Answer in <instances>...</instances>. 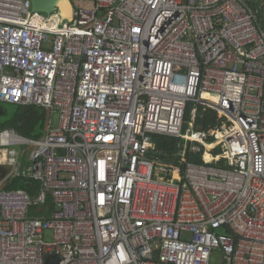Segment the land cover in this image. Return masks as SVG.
Here are the masks:
<instances>
[{
    "label": "built area",
    "instance_id": "1",
    "mask_svg": "<svg viewBox=\"0 0 264 264\" xmlns=\"http://www.w3.org/2000/svg\"><path fill=\"white\" fill-rule=\"evenodd\" d=\"M70 2L0 0V102L48 113L0 131V264H264V0ZM189 103L218 125L183 132Z\"/></svg>",
    "mask_w": 264,
    "mask_h": 264
},
{
    "label": "trees",
    "instance_id": "2",
    "mask_svg": "<svg viewBox=\"0 0 264 264\" xmlns=\"http://www.w3.org/2000/svg\"><path fill=\"white\" fill-rule=\"evenodd\" d=\"M194 104L189 103L185 110L183 132L188 129L189 124L193 120L194 129L197 131L207 132L210 128L218 125L217 113L211 109H205L201 106H196V115L193 118L192 111ZM48 122V113L46 110L32 105H19L0 102V131L12 129L22 137L38 140L46 133ZM156 145L160 161L170 162L175 160L180 150V139L154 135L152 137ZM179 145V147H177ZM181 148V147H180ZM218 151L216 152V155ZM203 149L198 153H186V160L192 163H203ZM176 162V161H174ZM223 167L222 162L218 163ZM39 184L30 179L11 177L9 179L8 189H21L27 192L30 196H34L37 192Z\"/></svg>",
    "mask_w": 264,
    "mask_h": 264
},
{
    "label": "water",
    "instance_id": "3",
    "mask_svg": "<svg viewBox=\"0 0 264 264\" xmlns=\"http://www.w3.org/2000/svg\"><path fill=\"white\" fill-rule=\"evenodd\" d=\"M30 2H31V8L33 12H39L40 10L52 11L54 10L55 7L58 8V10L60 11V6L62 5V2H64L69 6V9H70V16L69 18H65V19L67 21H70L72 19L73 10H72V4L70 0H30ZM0 169L2 170L0 180H2L7 175V173L10 171V166L0 165ZM47 258H48L47 263L53 264V257L48 256Z\"/></svg>",
    "mask_w": 264,
    "mask_h": 264
},
{
    "label": "rangeland",
    "instance_id": "4",
    "mask_svg": "<svg viewBox=\"0 0 264 264\" xmlns=\"http://www.w3.org/2000/svg\"><path fill=\"white\" fill-rule=\"evenodd\" d=\"M39 14H41V15H43L44 17H46V18H48V17H50L52 14H59V15H61L60 14V11L58 10V8H54V10H52V11H44V10H40L39 11ZM64 21V20H63ZM57 122H58V116L57 115H54V116H52V124H53V126H56L57 125ZM189 128V127H188ZM184 141L183 140H181V143H180V147H183L184 146Z\"/></svg>",
    "mask_w": 264,
    "mask_h": 264
},
{
    "label": "bare ground",
    "instance_id": "5",
    "mask_svg": "<svg viewBox=\"0 0 264 264\" xmlns=\"http://www.w3.org/2000/svg\"><path fill=\"white\" fill-rule=\"evenodd\" d=\"M60 11H61L60 12L61 18H63V19L69 18V16H70V9H69V6L66 3L62 2V5L60 6ZM57 22H58V20L56 18H54L52 20V23H54V24H56ZM204 157H205L204 158L205 160H208V161L211 160V157H210V155L208 153H206Z\"/></svg>",
    "mask_w": 264,
    "mask_h": 264
},
{
    "label": "crops",
    "instance_id": "6",
    "mask_svg": "<svg viewBox=\"0 0 264 264\" xmlns=\"http://www.w3.org/2000/svg\"><path fill=\"white\" fill-rule=\"evenodd\" d=\"M5 130H6V129H5ZM15 132H16V131H15ZM0 165H5V164H0ZM1 171H2V170L0 169V176H1V174H2ZM8 173H9V172H8ZM8 173H7V175H8ZM7 175H6L4 178H6ZM11 177H15V176H11ZM11 177H10V178H11Z\"/></svg>",
    "mask_w": 264,
    "mask_h": 264
},
{
    "label": "clouds",
    "instance_id": "7",
    "mask_svg": "<svg viewBox=\"0 0 264 264\" xmlns=\"http://www.w3.org/2000/svg\"><path fill=\"white\" fill-rule=\"evenodd\" d=\"M54 15V14H53ZM59 15V14H58ZM60 16V15H59ZM65 21H67L66 19H65Z\"/></svg>",
    "mask_w": 264,
    "mask_h": 264
},
{
    "label": "flooded vegetation",
    "instance_id": "8",
    "mask_svg": "<svg viewBox=\"0 0 264 264\" xmlns=\"http://www.w3.org/2000/svg\"><path fill=\"white\" fill-rule=\"evenodd\" d=\"M39 13V12H38Z\"/></svg>",
    "mask_w": 264,
    "mask_h": 264
}]
</instances>
